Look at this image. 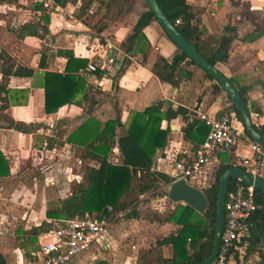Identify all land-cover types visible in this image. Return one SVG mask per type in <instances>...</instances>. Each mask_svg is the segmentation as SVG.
Masks as SVG:
<instances>
[{
  "label": "crops",
  "instance_id": "crops-1",
  "mask_svg": "<svg viewBox=\"0 0 264 264\" xmlns=\"http://www.w3.org/2000/svg\"><path fill=\"white\" fill-rule=\"evenodd\" d=\"M186 2L200 20L205 34L226 44L222 59L215 67L237 90L245 93L251 121L264 126V0ZM145 11V0H130L126 10L111 18L99 31L107 19L106 8L100 0L93 1L84 11L82 0L61 4L56 0H17L15 3L0 0V162L3 161L8 170L6 175H0V254L6 264L35 262L31 253L37 249L42 232L32 242L29 230L57 219L47 217L46 211L58 208L60 201L69 197L78 184L85 183L83 175L87 166L97 167L96 161L82 158L84 145L68 141L81 128L88 134L90 127L100 124L101 128L105 121L118 116L122 127L117 133L121 134L131 120H139L142 111L153 104L161 103L162 113L168 108L181 109L182 114L160 121V129L166 131V142L163 147L156 148L152 161L153 169L170 176L168 161L176 153L177 157H182L194 144L184 138L183 129L199 121L209 131L207 124L198 118V112L219 118L231 111L228 109L231 102L225 91L218 89L216 81L208 78L199 66L182 62L176 72L177 86L163 81L154 72V66H160L161 59L170 62L180 53L157 20L142 28V38L137 39L131 52L124 51L121 44L133 34L139 15ZM25 23H34L36 34L21 39L18 33ZM58 50L69 51L75 58L86 61L78 70V76L85 83L72 102L60 106L55 112L46 113L44 75L46 72L64 73L67 61L57 53ZM104 51L114 61L101 68ZM41 57L43 65H39ZM90 63L96 65L95 70L87 68ZM5 69L11 72L7 80L2 81ZM18 70L30 73L18 76L15 73ZM232 121L240 140L226 156L221 153L218 157L240 166L239 156L250 154L246 145L249 138L241 122L234 118ZM150 122L151 118L140 139V144L147 150L150 145L144 139ZM15 123H19L23 130L16 129ZM59 147L64 150L61 159L54 161V158L47 159L43 155ZM75 149L81 153L73 162L71 154ZM109 161L120 162L116 146L112 148ZM46 164L63 169L39 171ZM259 178L264 181V171ZM157 199L174 208L167 197ZM18 204L24 205L20 207ZM154 224L149 225L154 230L158 227L160 238L178 228L172 223ZM141 235L139 232L138 251L125 253L114 263L101 254V249L110 247L111 241L103 245L98 240L70 264H145L143 255L150 257L148 250L156 242L145 246ZM160 250L164 258L171 257L170 245ZM235 253H231L227 264H264V225L260 218L248 220Z\"/></svg>",
  "mask_w": 264,
  "mask_h": 264
},
{
  "label": "trees",
  "instance_id": "trees-1",
  "mask_svg": "<svg viewBox=\"0 0 264 264\" xmlns=\"http://www.w3.org/2000/svg\"><path fill=\"white\" fill-rule=\"evenodd\" d=\"M5 1L8 3L17 2V0ZM66 1L70 0H56L59 4ZM93 1L96 0H82V11L86 10ZM156 1L176 30L208 62L215 66L216 62L222 59L226 44L219 43L213 36L205 34L200 20L191 12L186 0ZM129 2L130 0H100V4L106 8L105 16L107 19L100 25L98 30L101 31L111 18L124 12ZM152 20L156 19L147 6V11L141 13L136 21L133 34L121 44L125 52H131L137 39L142 38V28ZM35 34V24L25 23L20 27L18 37L22 39L25 36ZM216 45L218 46L216 47ZM57 53L65 57L67 61L64 73L46 72L44 75V110L46 113L55 112L60 106L72 102L76 93L82 90L85 83L78 76V70L85 66L86 61L75 58L71 52L66 50H58ZM126 62L127 60H124V63ZM161 62L160 66H154V72L163 81L174 86L178 84L176 72L182 62L196 65L181 51L174 55L170 62L164 59H161ZM39 65H43L42 57ZM10 72L9 69L3 70L2 81L7 80ZM15 73L18 76H26L30 72L18 70ZM206 76L215 80L207 73ZM216 87L222 90L217 81ZM237 91L246 105L245 93L241 90ZM160 108L161 103L146 107L142 111L140 119L137 121L131 120L128 128L121 134L117 133V129L121 128L122 124L120 118L115 116L114 119L105 121L101 128H99L100 124H96L95 128L90 127L88 134L86 130L81 128L80 132H76L68 138V141L73 144L84 145L82 158L94 160L98 165L97 167H86L83 175L85 183L78 184L69 197L60 201L58 208L47 210V217L67 218L94 212L99 217L103 215L112 217L116 213H124L126 218H137V204L140 197L147 191L160 189L155 196H165L166 191L162 186L170 184L172 177L160 171L152 170L154 152L156 148L163 147L166 142V131L160 129V121L162 119L169 120L183 112L179 108L175 110L168 108L166 112L162 113ZM228 109L231 110L232 117L241 122L244 128L241 117L233 104L230 103ZM149 118H151V122L144 139L150 145L147 150L140 144V139ZM14 126L18 130H23L19 123H15ZM256 130L264 135V126L257 127ZM243 131L245 133V130ZM207 132L208 128L199 121L188 124L183 129L184 138L190 139L194 143L190 151L196 150L202 139L204 140L206 137ZM245 135L247 136L246 133ZM114 146L118 148L120 154V162L115 164L109 161V155ZM228 152L229 150L222 151L218 155L223 153L226 156ZM230 167L243 170L241 166L226 163L223 158L219 159L211 184L202 189L207 201L203 214H199L184 203H178L175 204L165 218L159 219L157 217L160 224L172 223L177 225L178 228L176 231L155 241L156 245L148 250L151 253L150 257L146 258L143 255L146 259L145 264H199L209 256L213 246L219 180L224 171ZM7 172L4 162H0V175H6ZM237 184L245 185V183L231 180L227 190ZM255 197L258 203L264 204V196L257 190L255 191ZM108 206L111 207L110 211L107 209ZM255 217L260 218L264 225V209H259L251 218ZM49 226V223H42L40 226L32 227L28 232L31 235V241L35 242L38 233L45 231ZM167 245L172 248L170 258H164L160 250L161 247ZM232 252L235 253V248L231 249L229 253ZM0 264H6L2 254H0Z\"/></svg>",
  "mask_w": 264,
  "mask_h": 264
},
{
  "label": "built area",
  "instance_id": "built-area-1",
  "mask_svg": "<svg viewBox=\"0 0 264 264\" xmlns=\"http://www.w3.org/2000/svg\"><path fill=\"white\" fill-rule=\"evenodd\" d=\"M113 61V58L104 51L103 62L99 66L104 68L106 63L112 64ZM87 68L93 71L96 65L90 63ZM198 118L209 127L204 142L195 151L185 152L180 158L176 153L168 164L171 168L172 182L185 179L189 184L203 189L213 180L214 170L219 164L218 153L236 146L240 135L233 125L230 111L219 118L198 112ZM253 124L256 128L261 126L258 121ZM246 145L250 154L239 156V165L245 172L259 177L264 171V146L250 138L247 139ZM152 170L158 171L153 168ZM255 191L252 185L247 184H237L227 190L224 228L220 237L219 252L212 264H227L231 255L229 252L236 248V243L246 229L248 220L259 209H264V204L256 201ZM107 209L110 211L111 207L108 206ZM119 214L99 217L92 212L82 216L51 220L50 226L40 235L37 249L31 253L35 259L33 264H70L75 257L98 243L111 220Z\"/></svg>",
  "mask_w": 264,
  "mask_h": 264
},
{
  "label": "water",
  "instance_id": "water-1",
  "mask_svg": "<svg viewBox=\"0 0 264 264\" xmlns=\"http://www.w3.org/2000/svg\"><path fill=\"white\" fill-rule=\"evenodd\" d=\"M149 10L153 13L155 19L160 24L167 36L178 47V49L186 54V56L197 66L203 69L207 74L211 75L225 91L230 99L231 104L239 113L244 125L247 136L264 146V135L260 134L253 122L250 113L242 100L240 93L230 82V80L214 65L208 62L192 44L176 30L175 26L170 22L164 14L156 0H145ZM231 180L239 181L247 185H252L257 191L264 196V181L257 176H252L244 170L237 167H230L224 171L219 180V187L216 198V220L213 237L212 251L209 256L199 264H212L218 255L220 237L224 228L225 214L224 204L228 186ZM166 197L173 203H184L193 208L199 214H203L206 208V197L202 189L189 184L185 179H178L171 182L166 191Z\"/></svg>",
  "mask_w": 264,
  "mask_h": 264
},
{
  "label": "rangeland",
  "instance_id": "rangeland-1",
  "mask_svg": "<svg viewBox=\"0 0 264 264\" xmlns=\"http://www.w3.org/2000/svg\"><path fill=\"white\" fill-rule=\"evenodd\" d=\"M80 153L81 151L75 149V151H73V153L71 154V157L73 156L71 161L74 162L75 158H77ZM62 154H64V150L59 147L56 151H50V153H44L43 155L47 159L53 160L54 158L55 161L61 159L60 157L62 156ZM67 156L66 158L70 161V156ZM52 164L53 162L50 163V165ZM50 165L46 164L42 166L41 170L39 171L51 172V170L54 168L56 172L58 170L63 169V167H55V165ZM71 169L76 170L77 168L71 167ZM168 186L164 189L165 191H167ZM159 191L160 189L151 190L147 192V194L143 196V198L140 199L137 204V218H126L124 216V213H120L112 220L111 225L99 238V241L101 240L103 242V245H105L107 241H111L112 243L110 247L107 246L101 249V254L104 255V259H107L114 263L117 260L116 258H121L125 253L132 254L133 251L134 253L137 252V245L140 243L139 232L143 234V236L141 235V238L143 243L145 242V246H148L149 243H153L157 239H160L161 232L157 233L158 227L154 230L149 224L159 223L157 219L165 218L167 214L171 211V207L169 204V206H166V204H162V201L157 199L155 194ZM175 204L176 203H172V205L174 206ZM18 205H20V207H23L22 205L24 204ZM142 222H145V224H143ZM96 246L99 247L98 245ZM96 246V250L100 251L99 248H97Z\"/></svg>",
  "mask_w": 264,
  "mask_h": 264
}]
</instances>
